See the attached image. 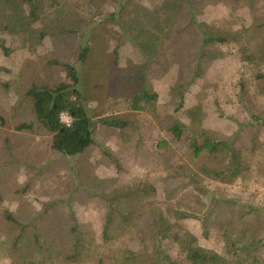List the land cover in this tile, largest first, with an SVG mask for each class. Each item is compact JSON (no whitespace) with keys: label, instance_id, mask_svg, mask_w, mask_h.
<instances>
[{"label":"rangeland","instance_id":"1","mask_svg":"<svg viewBox=\"0 0 264 264\" xmlns=\"http://www.w3.org/2000/svg\"><path fill=\"white\" fill-rule=\"evenodd\" d=\"M33 1L31 16L23 0H0V264H132L125 257L142 249L138 233L158 213L171 224L157 241L162 264H191L178 238L226 264L264 259V130L254 153L246 133L238 137L251 172L231 185L184 178L178 168L192 166L188 151L169 133L190 123L189 108L203 111L211 139H230L248 111L264 112L261 0L237 8L192 0L194 23L173 30L164 23L169 0ZM202 36L229 41L204 47ZM56 63L79 71L93 122V144L76 157L54 152L47 134L15 129L34 120L30 84L67 82ZM141 88L156 99L132 111ZM163 140L168 147L159 149Z\"/></svg>","mask_w":264,"mask_h":264},{"label":"trees","instance_id":"2","mask_svg":"<svg viewBox=\"0 0 264 264\" xmlns=\"http://www.w3.org/2000/svg\"><path fill=\"white\" fill-rule=\"evenodd\" d=\"M29 7V13L33 16L35 4L33 0H23ZM173 3V7H169L164 14V23L173 30L177 25L194 23V11L192 0H169ZM240 0H227L231 8H237ZM252 4L255 0H250ZM264 8V0H261ZM255 20V19H254ZM264 21V13H263ZM227 37H201V45L204 47L223 44L228 42ZM1 50L7 54V49L0 43ZM144 50V48H143ZM87 58V49L82 46L77 53V62L84 63ZM247 59V58H244ZM56 65L65 74L67 82H60L53 86L41 87L36 84H30L26 91V96L30 102L31 110L34 116L33 122L22 123L15 129L17 131H26L29 133H44L51 137V149L65 157H76L82 155L93 144V122L88 115L85 106L84 95L80 92L79 87L80 74L77 68L72 64ZM258 79H264V74H258ZM242 96L245 95V88L242 86ZM179 92L177 97L176 111L183 108L184 94ZM156 99V95L145 88H141L130 100V108L132 111H141V103L150 104ZM248 102V100H246ZM61 113L68 114L72 119L70 127H65L59 122ZM203 111L200 107L189 108L186 110V115L190 123L186 125L175 124L169 128L174 141L186 145L188 151V159L192 166L183 163L178 168L179 173L186 179H190L194 184L200 185L205 179L209 181L219 182L224 185H231L237 181H242L250 175L251 166L242 157L241 150L235 145L240 135L246 133V137L250 143V151L255 152L262 142L259 140L260 134L264 130V112L253 113L248 111V118L244 121L241 131H237L230 139H211L209 132L203 128L202 120L200 119ZM116 128H123L124 122L106 123ZM191 131L196 132L195 134ZM157 147L163 149L168 147L166 141L158 143ZM224 201V200H223ZM221 201V202H223ZM229 203V202H226ZM213 204L206 218L211 216L212 211L217 207ZM248 210H254L249 206ZM129 216H127L126 221ZM234 220V219H233ZM205 223L207 220L201 221L202 228L206 231ZM171 230L169 220L162 216L161 213L152 214L146 220L145 229L138 233L142 249L138 252L129 253L125 257L126 261L135 262L140 259L145 264H162L163 259L160 258V253L157 247V241L160 237L165 236ZM250 232V240H254V235L243 226V232ZM255 241L258 243L260 240ZM180 253L184 254V258L191 264H226L218 255L210 251L203 250L195 244L193 238H178L175 240ZM130 259V260H129ZM241 264H264V259L255 257Z\"/></svg>","mask_w":264,"mask_h":264},{"label":"built area","instance_id":"3","mask_svg":"<svg viewBox=\"0 0 264 264\" xmlns=\"http://www.w3.org/2000/svg\"><path fill=\"white\" fill-rule=\"evenodd\" d=\"M59 122L65 127H70L72 124V119L68 114L61 113L59 115Z\"/></svg>","mask_w":264,"mask_h":264}]
</instances>
